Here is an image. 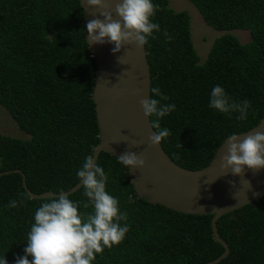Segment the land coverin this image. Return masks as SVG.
I'll use <instances>...</instances> for the list:
<instances>
[{"label": "trees", "instance_id": "trees-1", "mask_svg": "<svg viewBox=\"0 0 264 264\" xmlns=\"http://www.w3.org/2000/svg\"><path fill=\"white\" fill-rule=\"evenodd\" d=\"M189 1L214 29L248 30L252 36L247 44L230 34L217 38L201 63L190 15L169 8V0H152L160 9L152 17L160 32L145 45L151 88L169 97L161 104L176 106L160 119L161 128L171 132L161 144L178 165L199 170L231 133L247 132L264 118V0ZM96 72L79 0H0V106L30 136L0 134V172L21 170L34 194L68 191L80 182L77 172L100 142ZM216 85L233 100L251 103L246 120L209 108ZM97 164L108 177L106 191L127 214L121 224L129 231L92 264H206L223 254L212 215H187L140 198L128 168L110 153L102 152ZM68 198L79 202L81 213L92 212L83 187ZM13 199L24 203L9 208ZM48 199H32L21 174L0 177V259L7 264L26 254L35 212ZM217 225L230 248L219 264H264V197L221 217Z\"/></svg>", "mask_w": 264, "mask_h": 264}, {"label": "clouds", "instance_id": "clouds-1", "mask_svg": "<svg viewBox=\"0 0 264 264\" xmlns=\"http://www.w3.org/2000/svg\"><path fill=\"white\" fill-rule=\"evenodd\" d=\"M86 3L90 8L99 9L102 17L87 23L88 42L113 44V54L120 52L125 45L144 47L149 38H156L154 32H160V25L152 21L160 9L152 0H115L114 9L108 0H86ZM113 12L118 18H114ZM163 35L167 41H172L167 30ZM150 93L149 98H142L139 103L146 117H155L150 119V127L155 131L148 136V146L157 147L171 135L169 129L161 128L160 119L174 112L176 106L161 104L169 97L159 87L150 88ZM209 108L225 114L238 113L236 120L244 121L251 103L233 100L223 87L216 85L210 94ZM227 143V151L220 158L223 175H228L231 170L233 175L243 177L246 168L253 172L264 169V132L255 131L242 139L234 132ZM139 145L135 141L131 144L132 147ZM117 161L129 169L145 167L142 156L131 151L117 157ZM77 177L82 181L84 196L91 201L92 212L81 213L79 202H73L62 189L59 190V196L49 198L36 210L27 235L26 254L18 257L15 264H92L97 254L125 239L129 228L121 221H127V214L120 211L119 201L106 191L108 177L104 169L94 163L93 156L85 157ZM229 183L235 187L233 181ZM240 183L242 187L251 188L250 182L243 178ZM23 203L22 199L19 202L13 199L8 207L17 208ZM83 207L87 209L89 205ZM0 264H7L5 257L0 259Z\"/></svg>", "mask_w": 264, "mask_h": 264}, {"label": "water", "instance_id": "water-1", "mask_svg": "<svg viewBox=\"0 0 264 264\" xmlns=\"http://www.w3.org/2000/svg\"><path fill=\"white\" fill-rule=\"evenodd\" d=\"M79 1L84 10L87 39V23L102 17L99 15V9L88 7L86 0ZM108 2L114 9L115 0ZM113 16L118 18L114 12ZM87 43L97 63L93 100L100 142L93 150L94 163L98 162L102 152L116 157L129 151L141 155L145 160V167L128 168L130 182L137 195L150 204L163 205L187 215H212L213 236L225 251L220 257L206 264H219L228 257L230 248L221 238L217 223L221 217L257 203L264 197V169L253 172L246 168L243 177L233 175L231 170L228 175H223L220 158L227 151L229 137L217 149L210 164L199 170H190L178 165L169 157L162 144L149 147L148 136L155 130L150 127L151 118L144 115L139 103L142 98L151 96V67L146 47L125 45L120 52L113 54V44H91L88 39ZM255 131L264 132V118L254 128L238 135L242 139ZM133 141L140 145L132 147ZM13 173L22 175L23 187L32 199H46L60 194L52 191L34 194L27 186L26 175L19 169L0 172V177ZM242 178L250 182V189L246 185L242 187ZM229 181H233L235 187ZM82 187L80 181L70 190L64 191V194H74Z\"/></svg>", "mask_w": 264, "mask_h": 264}, {"label": "rangeland", "instance_id": "rangeland-1", "mask_svg": "<svg viewBox=\"0 0 264 264\" xmlns=\"http://www.w3.org/2000/svg\"><path fill=\"white\" fill-rule=\"evenodd\" d=\"M169 8L175 12L186 11L190 15L192 39L201 63L206 61L217 38L230 34L238 38L242 44H247L252 40L251 32L248 30L219 31L209 26L189 0H169ZM0 134L23 140L30 138L28 134L20 130L8 110L2 106H0Z\"/></svg>", "mask_w": 264, "mask_h": 264}]
</instances>
